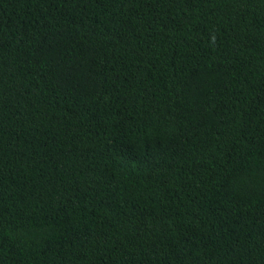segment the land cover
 I'll return each instance as SVG.
<instances>
[{
	"label": "trees",
	"instance_id": "obj_1",
	"mask_svg": "<svg viewBox=\"0 0 264 264\" xmlns=\"http://www.w3.org/2000/svg\"><path fill=\"white\" fill-rule=\"evenodd\" d=\"M0 264H264V0H0Z\"/></svg>",
	"mask_w": 264,
	"mask_h": 264
}]
</instances>
